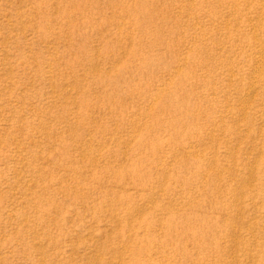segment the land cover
I'll use <instances>...</instances> for the list:
<instances>
[{"label":"rangeland","instance_id":"1","mask_svg":"<svg viewBox=\"0 0 264 264\" xmlns=\"http://www.w3.org/2000/svg\"><path fill=\"white\" fill-rule=\"evenodd\" d=\"M263 57L264 0H0V264H264Z\"/></svg>","mask_w":264,"mask_h":264},{"label":"bare ground","instance_id":"2","mask_svg":"<svg viewBox=\"0 0 264 264\" xmlns=\"http://www.w3.org/2000/svg\"><path fill=\"white\" fill-rule=\"evenodd\" d=\"M237 6V5H236ZM251 18V17H250ZM256 37V36H255ZM257 39V38H256ZM258 42V41H257ZM259 47V46H258ZM255 49H256V47H255ZM260 50V49H259ZM258 53V52H257ZM260 54V53H259ZM262 54V53H261ZM256 57H257V54H256ZM264 58V57H263ZM259 59H260V57H259ZM259 61V60H258ZM257 64V63H256ZM262 65V64H261ZM256 66V65H255ZM257 70V69H256ZM251 82V81H250ZM255 88V87H254Z\"/></svg>","mask_w":264,"mask_h":264}]
</instances>
